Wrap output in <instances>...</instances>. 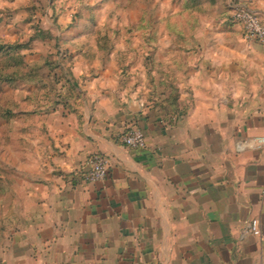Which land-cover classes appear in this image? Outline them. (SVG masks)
Masks as SVG:
<instances>
[{"label":"crops","instance_id":"1","mask_svg":"<svg viewBox=\"0 0 264 264\" xmlns=\"http://www.w3.org/2000/svg\"><path fill=\"white\" fill-rule=\"evenodd\" d=\"M207 2L178 34L153 36L147 87L120 86L114 64L98 69L86 51L74 52L73 87L47 88L44 68L36 82L2 83L0 264H264V149L252 142L264 137V45L245 40L231 0ZM234 2L264 22V0ZM22 54L30 66L49 57ZM173 93L179 110L166 115L157 104ZM131 127L145 149L122 143ZM97 154L110 174L91 183Z\"/></svg>","mask_w":264,"mask_h":264},{"label":"rangeland","instance_id":"2","mask_svg":"<svg viewBox=\"0 0 264 264\" xmlns=\"http://www.w3.org/2000/svg\"><path fill=\"white\" fill-rule=\"evenodd\" d=\"M207 7L209 14L207 0H0V38L4 39L1 43L13 44L27 43L39 31L49 37L46 43L33 41L31 49L23 52L27 57L39 51L48 53L49 57L34 67L44 68L43 75L52 69L53 81L48 78L46 82L50 89L56 84L67 85L66 80L72 83L69 75L77 51L92 53L94 59L100 55L98 69L114 66L120 86L147 87L152 83L150 58L156 50L151 44L153 36L167 35L166 20L197 22ZM66 40L75 42L66 44ZM147 94L150 101L162 99L156 92ZM6 95L0 83V112L7 105ZM9 179L7 157L0 156V240L6 239L9 230Z\"/></svg>","mask_w":264,"mask_h":264},{"label":"built area","instance_id":"3","mask_svg":"<svg viewBox=\"0 0 264 264\" xmlns=\"http://www.w3.org/2000/svg\"><path fill=\"white\" fill-rule=\"evenodd\" d=\"M233 11L232 21L240 25L243 30V36L247 41L258 42L264 45V22L260 16L252 9L233 2L231 5ZM122 143L133 149H145L147 147L146 136L142 129L131 127L121 136ZM253 146L257 149H264V137H256ZM88 169L84 174L86 181L95 183L105 181L110 174V159L106 155H93L87 165ZM250 233L255 236H261V222L259 219H253L250 223Z\"/></svg>","mask_w":264,"mask_h":264},{"label":"trees","instance_id":"4","mask_svg":"<svg viewBox=\"0 0 264 264\" xmlns=\"http://www.w3.org/2000/svg\"><path fill=\"white\" fill-rule=\"evenodd\" d=\"M195 1L197 2L198 0ZM191 9V7L186 8L188 11H191ZM165 23L167 31L171 34H178V32L182 30L181 22L179 21L170 19L166 20ZM47 39H49V37L43 31H39V33L31 37L30 41L27 43L4 44L0 42V83L14 84L36 82L39 78L38 70L41 67L30 66L26 62L22 52L31 49L33 41H45ZM66 82L72 86L69 80H66ZM177 99V94L173 93L171 97L158 103L157 107L166 115L174 114L179 110L176 102Z\"/></svg>","mask_w":264,"mask_h":264}]
</instances>
